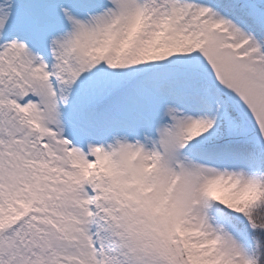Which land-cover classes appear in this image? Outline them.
<instances>
[{"label":"snow or ice","instance_id":"6c2138e0","mask_svg":"<svg viewBox=\"0 0 264 264\" xmlns=\"http://www.w3.org/2000/svg\"><path fill=\"white\" fill-rule=\"evenodd\" d=\"M0 264H264V0H0Z\"/></svg>","mask_w":264,"mask_h":264}]
</instances>
